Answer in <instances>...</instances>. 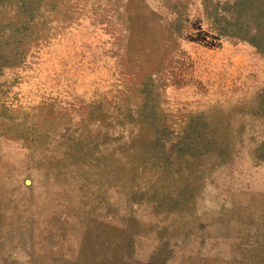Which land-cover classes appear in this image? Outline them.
Returning <instances> with one entry per match:
<instances>
[{
	"label": "rangeland",
	"instance_id": "1",
	"mask_svg": "<svg viewBox=\"0 0 264 264\" xmlns=\"http://www.w3.org/2000/svg\"><path fill=\"white\" fill-rule=\"evenodd\" d=\"M233 2L0 0V264H264V60L210 29Z\"/></svg>",
	"mask_w": 264,
	"mask_h": 264
},
{
	"label": "trees",
	"instance_id": "2",
	"mask_svg": "<svg viewBox=\"0 0 264 264\" xmlns=\"http://www.w3.org/2000/svg\"><path fill=\"white\" fill-rule=\"evenodd\" d=\"M221 19L210 22V29L240 44L249 45L264 60V0H234L231 7L221 9ZM215 13L218 8L215 7ZM9 39H0V70L14 64L23 52L25 40L10 47Z\"/></svg>",
	"mask_w": 264,
	"mask_h": 264
},
{
	"label": "bare ground",
	"instance_id": "3",
	"mask_svg": "<svg viewBox=\"0 0 264 264\" xmlns=\"http://www.w3.org/2000/svg\"><path fill=\"white\" fill-rule=\"evenodd\" d=\"M50 178L52 179V181L59 182L60 175L59 174H54L53 176H50Z\"/></svg>",
	"mask_w": 264,
	"mask_h": 264
}]
</instances>
